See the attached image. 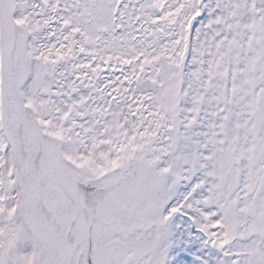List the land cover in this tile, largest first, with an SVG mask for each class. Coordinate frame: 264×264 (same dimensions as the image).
<instances>
[{"label": "snow or ice", "instance_id": "6c2138e0", "mask_svg": "<svg viewBox=\"0 0 264 264\" xmlns=\"http://www.w3.org/2000/svg\"><path fill=\"white\" fill-rule=\"evenodd\" d=\"M0 264H264V0H0Z\"/></svg>", "mask_w": 264, "mask_h": 264}]
</instances>
